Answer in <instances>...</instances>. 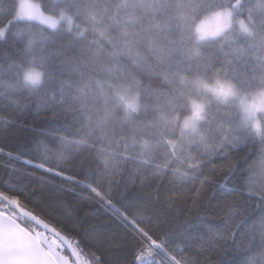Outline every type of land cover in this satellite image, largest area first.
Here are the masks:
<instances>
[{"label": "snow or ice", "instance_id": "snow-or-ice-1", "mask_svg": "<svg viewBox=\"0 0 264 264\" xmlns=\"http://www.w3.org/2000/svg\"><path fill=\"white\" fill-rule=\"evenodd\" d=\"M0 160V264H264V0H0Z\"/></svg>", "mask_w": 264, "mask_h": 264}, {"label": "trees", "instance_id": "trees-1", "mask_svg": "<svg viewBox=\"0 0 264 264\" xmlns=\"http://www.w3.org/2000/svg\"><path fill=\"white\" fill-rule=\"evenodd\" d=\"M43 123H49V122L44 121ZM51 125L55 126L54 122H51ZM49 147L55 148L56 145H55V143L49 142ZM0 162H2V160H0ZM209 191H211V189H209ZM181 207L184 209V212H185V215H183L181 217V219H187V218H190L191 216H195L197 214L198 209L196 207H193L190 201L186 205L182 204ZM189 209H191L190 212L188 211ZM100 213L101 214L97 218L100 220H107L108 217L103 214L102 209L100 210ZM97 218H93V219H97ZM91 222L92 221H89V223H91ZM107 255L111 257L113 264H119L120 258L122 256V252L120 250H113V251L109 252ZM84 259H87V256H85ZM226 259H227L226 256H218L216 254H213L211 256L212 261H217V260L226 261Z\"/></svg>", "mask_w": 264, "mask_h": 264}, {"label": "water", "instance_id": "water-1", "mask_svg": "<svg viewBox=\"0 0 264 264\" xmlns=\"http://www.w3.org/2000/svg\"><path fill=\"white\" fill-rule=\"evenodd\" d=\"M70 255V253H68Z\"/></svg>", "mask_w": 264, "mask_h": 264}]
</instances>
